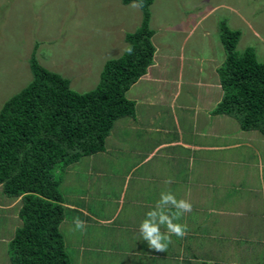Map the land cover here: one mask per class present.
<instances>
[{
    "label": "rangeland",
    "instance_id": "1",
    "mask_svg": "<svg viewBox=\"0 0 264 264\" xmlns=\"http://www.w3.org/2000/svg\"><path fill=\"white\" fill-rule=\"evenodd\" d=\"M132 3L0 0V110L32 81L33 55L48 69L69 78L74 90L94 89L106 61L123 54L125 34L141 24V8L131 7ZM222 23L240 31L239 53L254 47L264 62V0H155L151 6L156 47L151 71L156 78H172L175 83L182 74L177 105L182 109H177L182 125L191 126L197 120L199 100L202 105L211 100L210 108L222 98L220 88L207 79L212 76L218 83L216 69L226 59ZM198 80L212 87H201ZM160 86L141 80L131 87L126 96L136 101L134 116L114 122L105 151L83 156L63 173L60 189L66 208L60 230L67 254L73 264H264L263 133L243 130L235 116L220 115L228 120L226 126L213 116L209 122L216 121L219 130L226 129L230 135L226 143H219L239 145L217 152L218 159L192 163L188 190L179 182L166 184L172 171L162 167L165 159H145L159 141L148 135L146 119L147 110L155 113L160 107L147 103L159 93L167 92L168 99L173 88L167 83L159 91ZM160 112L161 122L175 127L173 115ZM207 113L213 115L210 110ZM185 175L189 176L187 171ZM199 182L201 190L195 187ZM168 190L192 204V211L179 221L187 223L188 232L184 238L173 236L166 252H155L140 237L139 225L161 192ZM21 205V197L8 199L0 185V264H12L10 241L22 224ZM234 211L244 216H235ZM75 217L86 222L85 231H73Z\"/></svg>",
    "mask_w": 264,
    "mask_h": 264
},
{
    "label": "trees",
    "instance_id": "2",
    "mask_svg": "<svg viewBox=\"0 0 264 264\" xmlns=\"http://www.w3.org/2000/svg\"><path fill=\"white\" fill-rule=\"evenodd\" d=\"M154 1L143 0L140 26L125 34L132 54L124 51L107 60L94 89L74 90L69 78L33 55L32 81L3 104L0 185L8 199H22L18 212L22 224L10 241L12 264H73L60 230L66 208L61 179L69 165L106 150V138L117 119L134 116L136 103L126 92L154 60L150 28ZM222 24L226 59L218 73L224 93L214 112L235 116L243 130L264 135V62L253 47L239 53L240 31Z\"/></svg>",
    "mask_w": 264,
    "mask_h": 264
},
{
    "label": "crops",
    "instance_id": "3",
    "mask_svg": "<svg viewBox=\"0 0 264 264\" xmlns=\"http://www.w3.org/2000/svg\"><path fill=\"white\" fill-rule=\"evenodd\" d=\"M241 38V36H240ZM240 41V40H239ZM126 42V41H125ZM127 45V44H126ZM254 48V47H253ZM255 49V48H254ZM256 52V50H255ZM257 54V53H256ZM154 64L153 63L151 65ZM149 66L147 73L143 75L137 82H135L131 87L135 86L139 81H155L156 83H161L162 86L158 89L159 91H163L166 87L167 83L173 84V88H170V97L167 99L168 95L167 92L164 93H159V96L157 98H154L151 101V104L147 103V105H152L156 106L159 105V111L158 112H152L148 111V119H146V126H147V132L149 136H157L159 141L154 145L153 150L148 154V156L145 159L148 158H156V159H165L161 160L162 167L170 168L172 171L170 177L172 181L179 182L180 186H183L186 190H188V185L189 182L191 181V170L193 169L190 165L192 163H195L199 159H213L214 156H217V152L219 151H225L229 150L231 148H235L236 145H239V143H230L228 145L226 144H220L219 141L225 142L226 139L229 138L228 131L226 129H223V131L219 130V125L212 124L209 121L213 120V116L215 117L218 122H227L228 120H223L220 115L224 114H217L214 112L215 108L217 107L218 103L221 101L220 98L216 99L214 104L211 105L209 108V104L211 100L208 101V104H203L202 101L198 104L199 106H195V111L197 109V112L195 113L197 116V120L195 119V122L190 126L189 125H182L179 121V118L177 117L178 111L177 105L179 104L180 98H181V86L179 87L180 83H182V74H180L179 81L174 82L171 79H165L166 77H161V78H156V74L151 71L152 66ZM161 65V63H159ZM220 67V66H219ZM216 69L218 77V68ZM213 71V70H212ZM156 76V77H155ZM207 79L211 82L214 83L215 87L219 91V88L221 90V93L223 92L221 82H220V77L217 79L218 83L213 81L212 76H207ZM179 84V85H178ZM197 84L201 85V87L205 86L210 90L212 87L208 83H202L201 80H198ZM213 85V84H212ZM131 89V88H130ZM129 89V90H130ZM155 93L157 92L154 90ZM128 92V91H127ZM126 92V95H127ZM149 92H151L149 90ZM218 94V92H217ZM223 97V94H222ZM150 99V98H149ZM222 99V98H221ZM133 100V99H131ZM135 101V100H134ZM153 102V103H152ZM136 103V101H135ZM215 103L217 104L215 108L214 107ZM160 110L170 112L173 115V118L175 120V127L170 129L167 127V125H164L163 122H161V115ZM182 110V109H180ZM188 111V108L185 109ZM207 110H210L213 115H210L207 113ZM165 113V112H164ZM200 115L204 119V123L200 121ZM227 115V114H226ZM137 119V118H135ZM141 120V119H140ZM226 123L224 124L225 126L227 125ZM206 129V130H205ZM214 141V143H213ZM207 151L206 155H203V152L199 151ZM185 155V156H184ZM223 159L227 158L226 156L222 157ZM171 159V160H170ZM184 159H185V167H184ZM218 159V156H217ZM103 160V159H102ZM182 163V164H181ZM167 164V165H166ZM190 166V167H188ZM189 174V176L185 175V172ZM199 181V180H198ZM172 184V183H171ZM202 182H199L198 185L195 187L200 188L199 190L202 189ZM198 190V191H199ZM187 192H183V196L186 197ZM65 204V203H64ZM66 206V205H65ZM73 206V205H71ZM233 215L235 216H244L242 213H236L234 211ZM241 222V221H238ZM216 223L212 224V228ZM201 226V225H200ZM208 231V230H206ZM215 237V236H214ZM216 238V237H215ZM247 242V241H246ZM264 247V246H263Z\"/></svg>",
    "mask_w": 264,
    "mask_h": 264
},
{
    "label": "clouds",
    "instance_id": "4",
    "mask_svg": "<svg viewBox=\"0 0 264 264\" xmlns=\"http://www.w3.org/2000/svg\"><path fill=\"white\" fill-rule=\"evenodd\" d=\"M131 7H143V0H140L139 3L133 2ZM124 51L132 54L133 48L129 45ZM165 183L171 184L173 181L168 178ZM191 211L192 204L188 199H178L177 195L171 190L161 192L155 206L145 213L140 222V237L147 242L150 250L166 252L173 242V236L184 238L187 235V223H180L179 221L186 213ZM73 224V231L83 232L86 230V222L79 217L74 218Z\"/></svg>",
    "mask_w": 264,
    "mask_h": 264
}]
</instances>
